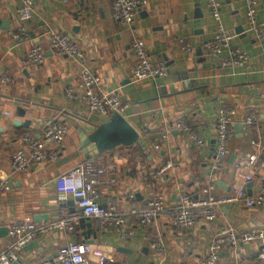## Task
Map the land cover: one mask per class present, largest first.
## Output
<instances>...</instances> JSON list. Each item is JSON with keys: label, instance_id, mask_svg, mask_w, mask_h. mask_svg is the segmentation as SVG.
<instances>
[{"label": "crops", "instance_id": "0c3cea01", "mask_svg": "<svg viewBox=\"0 0 264 264\" xmlns=\"http://www.w3.org/2000/svg\"><path fill=\"white\" fill-rule=\"evenodd\" d=\"M33 1L35 14L29 24L18 20L20 0L0 2V65L12 75L11 81L0 88V175L8 174L11 183L10 189L0 192V226L9 227L7 234L0 235V252L14 240L10 234L14 221L35 220L37 214L55 220L78 209L75 198L59 193L56 184L59 176L78 167L85 171L86 179H98L102 203L112 200L129 216L133 208L147 205L156 194L164 195L166 208L150 226L131 216L135 230L132 237H125L117 227L103 230L91 217L83 218L70 232L53 229L38 238V247H24L27 263L50 256L64 243L76 240L101 246L110 258L108 264H203L213 238L222 229L233 228L240 234L264 231V207L259 205L230 203L223 206L216 220L208 221L201 215L190 228L177 226L172 217L184 196L200 195L217 150L220 107L235 106L237 114L217 193L229 194L240 183L235 173L237 160L264 149V51L249 21L246 0H221L225 29L235 35L233 44L250 55L244 65L223 64L217 55L205 50V42L219 28L206 0H148L130 26L115 18L114 0ZM258 3L264 32V0ZM52 28L83 44L87 61L100 75V92L118 91L131 102L125 116L141 133L138 144L92 159L85 156L79 129L89 121L99 124L108 118L93 111L84 99L77 59L57 55L51 48ZM13 32H28L33 41L44 43L46 60L28 65L26 53L33 41L15 38ZM135 38L146 40L154 61H164L166 75L142 80L132 77L136 58L131 46ZM181 38L191 42V52L185 51ZM67 86L79 97L70 96ZM252 113H259L261 120L253 133H247L246 117ZM27 119L32 120L31 125L16 124ZM181 119L205 140L203 145L192 142L177 126ZM53 120L70 126L59 159L36 163L27 172L16 170L12 156L26 146L25 133L39 134L41 126ZM163 135L166 138L162 141ZM158 141L163 143L161 150H152ZM169 160L176 165L156 178L155 169ZM252 191V195L264 192V166L257 172ZM159 237L165 250L153 245ZM263 244L264 238L241 239L221 252L217 264H264L258 258ZM97 261L93 255L87 257L88 264H100Z\"/></svg>", "mask_w": 264, "mask_h": 264}, {"label": "built area", "instance_id": "2783aa9c", "mask_svg": "<svg viewBox=\"0 0 264 264\" xmlns=\"http://www.w3.org/2000/svg\"><path fill=\"white\" fill-rule=\"evenodd\" d=\"M71 1V0H64ZM259 0H246L248 4V17L252 28L256 31V37L264 51V32L259 23ZM1 2V0H0ZM148 0H114V16L123 25H133L137 14L146 7ZM206 6L212 15L219 21V28L215 35L208 39L204 48L207 52L214 53L223 64L231 65L247 64L250 55L244 49L233 44L234 34L227 31L222 23L221 0H206ZM35 14L33 0H20L17 17L21 23L29 24ZM51 48L57 55H69L77 59L80 70V86L83 97L89 107L104 117H111L115 113L126 115L131 107V102L124 99L118 91L100 92L97 88L100 83V75L97 74L87 61V51L83 44L70 37L59 29L52 28L50 31ZM15 38L31 39L29 33L13 32ZM33 41V40H32ZM181 44L186 52L193 50L191 42L181 38ZM131 50L136 58L131 69L132 77L142 80L149 77H159L168 73L164 61H154L146 40L135 38ZM47 58V48L40 41H33L26 53L28 65L43 63ZM12 79L10 71L0 65V88L7 85ZM66 91L74 99L79 94L68 86ZM9 113V112H7ZM237 114L235 106H222L217 116V150L213 157L210 172L202 183L197 198L184 196L181 203L173 210V222L180 227L190 228L194 226L202 215L208 221H214L220 216L223 206L230 203H244L246 205H259L264 207V192L249 195L248 183L255 182L257 172L264 166V149L248 154L235 163L236 176L240 183L229 194L220 195L216 192L220 176L224 169L227 156L230 153L231 128L234 117ZM245 127L247 133H253L261 115L252 113L246 117ZM1 122V120H0ZM177 126L186 133L192 142L203 145L205 140L193 131L184 119L177 122ZM70 133V126L61 120L49 121L41 126L39 134L28 132L23 136L26 144L16 150L12 156V166L21 172L30 171L36 163L46 161L56 162L66 144ZM166 138L164 135L163 139ZM163 143H154L152 150L160 151ZM176 165L174 160L159 164L154 171L156 178H162L170 168ZM85 171L81 168H73L69 172L57 178V191L63 195L72 196L77 202L78 209L61 215L55 220L35 221L16 220L10 226V234L14 240L7 249L0 252V264H30L23 258V249L26 245L38 239L42 234L53 229L72 231L79 225L83 218L91 217L98 221L99 227L109 230L117 227L125 237H132L135 230L131 225V216L137 217L140 224L150 226L155 218L166 208L164 195L156 194L151 197L147 205L133 208L131 216L123 213L118 206L109 200L102 203L97 188L99 183L96 177L86 179ZM11 183L8 174L0 175V192L10 189ZM264 238V231L248 230L241 234L233 228L222 229L212 240L209 253L203 260V264H217L221 259V252L226 248L243 241L259 240ZM153 245L165 250V245L159 237ZM93 255L98 258V263L108 264L110 258L101 246H95L89 241L79 242L70 240L58 247L50 256L42 257L31 264H88L87 257ZM258 258L264 261V244L258 250Z\"/></svg>", "mask_w": 264, "mask_h": 264}, {"label": "water", "instance_id": "95a60500", "mask_svg": "<svg viewBox=\"0 0 264 264\" xmlns=\"http://www.w3.org/2000/svg\"><path fill=\"white\" fill-rule=\"evenodd\" d=\"M200 10L198 9L197 12ZM201 15H203L202 11ZM6 22L4 23V25ZM10 25H6L5 28H9ZM241 28L238 29V32ZM22 113H25L23 107H19ZM32 120L27 119L25 121H16L17 125H31ZM2 127H0V131ZM79 134L81 136V146L84 150L85 156L88 159H92L101 155H105L109 151L117 149L119 147H132L139 143V138L141 136L140 131L128 120V118L121 114L115 113L113 116L109 117L102 123L88 122V125H84L79 129ZM100 142L96 147L94 143ZM254 182L248 183V191L252 195V187ZM47 219V214H37L35 220L42 221ZM46 221H49L48 219ZM9 232L8 226H0V235L7 234ZM40 244L39 239H35L27 245V248L38 247ZM18 264V262H14Z\"/></svg>", "mask_w": 264, "mask_h": 264}, {"label": "trees", "instance_id": "16d2710c", "mask_svg": "<svg viewBox=\"0 0 264 264\" xmlns=\"http://www.w3.org/2000/svg\"><path fill=\"white\" fill-rule=\"evenodd\" d=\"M191 125V124H190ZM94 166V165H93Z\"/></svg>", "mask_w": 264, "mask_h": 264}]
</instances>
